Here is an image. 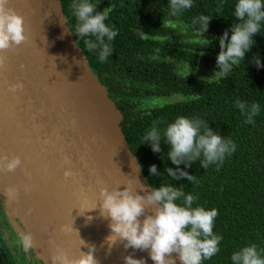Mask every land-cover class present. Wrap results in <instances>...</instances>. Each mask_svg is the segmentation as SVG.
Masks as SVG:
<instances>
[{"label": "trees", "instance_id": "trees-1", "mask_svg": "<svg viewBox=\"0 0 264 264\" xmlns=\"http://www.w3.org/2000/svg\"><path fill=\"white\" fill-rule=\"evenodd\" d=\"M59 1L89 67L107 82L111 98L117 99L122 129L133 152L141 157L142 172L151 186L172 184L196 197L193 208L217 210L213 233L222 237L220 250L202 264H232V254L249 245H255L264 257V21L244 60L226 75H215L221 50L218 37L232 23H239L234 15L238 0H192L191 8L175 16L169 0H88L97 11H108L105 24L118 33L110 42L112 54L104 62L98 51L89 52L84 44L85 39L94 41L95 37H80L76 32L73 4L82 0ZM200 17L210 20L205 32ZM183 68L194 72L187 74ZM197 70L213 76L202 77ZM150 99L157 102L145 109ZM237 100L249 109L259 104L253 123H245L247 117L235 106ZM178 117L203 121L231 140L235 151L222 164L207 169L199 160L188 167L183 162L173 164L167 158L169 144L161 141V151L154 152L151 141L144 143V138L154 125L163 136ZM152 165L159 175L150 173ZM166 168L187 171L195 179L173 181ZM176 203L182 204V199ZM6 253V263L15 264Z\"/></svg>", "mask_w": 264, "mask_h": 264}, {"label": "water", "instance_id": "water-1", "mask_svg": "<svg viewBox=\"0 0 264 264\" xmlns=\"http://www.w3.org/2000/svg\"><path fill=\"white\" fill-rule=\"evenodd\" d=\"M7 7L24 18L27 40L0 52L5 57L0 67V157L21 161L14 171L0 170V183L17 190V199L40 222L54 251L60 248L76 258L88 251L83 239L96 246L98 264H124L128 255L155 264L149 250L125 249L121 242L106 254L111 230L110 220L100 215L101 189L123 190L131 182L144 195L139 183L148 191L151 184L142 170L136 172L142 159L122 129V113L107 82L83 59L61 2L9 0ZM17 83L22 89L10 91ZM67 170L73 175L66 179ZM11 208L18 230L29 233L27 221ZM39 250L52 264L54 251ZM171 258L181 264L177 253Z\"/></svg>", "mask_w": 264, "mask_h": 264}, {"label": "clouds", "instance_id": "clouds-1", "mask_svg": "<svg viewBox=\"0 0 264 264\" xmlns=\"http://www.w3.org/2000/svg\"><path fill=\"white\" fill-rule=\"evenodd\" d=\"M8 3L9 0H0V52L18 47L27 40L24 18L7 7ZM169 7L171 15L175 16L182 10L191 8L192 0H169ZM73 12L78 22L77 34L80 37H95L94 41L85 39L84 44L89 52L98 51L99 60L104 62L112 54L110 42L118 35L105 24L108 11H97L96 5L82 0L73 4ZM234 15L239 23H232L231 29L218 37L221 50L216 58L219 71L215 75L230 72L234 65L244 60L246 52L255 44L253 36L260 33L261 22L264 21V0H238ZM200 21L204 32L207 31L210 20L200 17ZM4 63L5 57L0 56V67ZM255 63L259 66V59L255 58ZM22 87L21 83H17L11 85L9 90L15 92ZM235 106L246 115L247 124L253 123V117L260 111L259 104L255 103L249 109L244 102L237 100ZM144 139V143L151 141L154 152L161 151V141L169 144L167 158L173 164L180 165L183 162L188 167L199 160L204 169L211 164H222L226 155L236 149L231 140L224 139L203 121L186 117H178L169 124L163 136L154 125ZM20 163L18 156L11 159L7 156L0 157V170L14 171ZM141 170L140 166H136L137 173ZM149 171L153 175L160 174L155 165ZM165 171L173 181L186 178L192 182L195 179V176L179 168H166ZM72 175L70 170L64 172L66 179ZM139 185L144 195L138 194L131 182L123 190L118 187L111 191L102 188L100 191V215L110 220L111 230V234L105 238L108 245L106 254L111 253L117 242L123 243L125 249L149 250L150 258L155 264H176L175 259L171 258L172 253L178 254L181 264H202L203 260L219 252L222 237L213 233L214 220L218 215L216 209L193 208L196 197L192 194L185 195L184 191L172 184H162L155 188L151 186L150 191L142 184ZM3 194L8 197V203L17 198L15 188L5 189ZM181 199L182 204H177L176 201ZM148 209H152L150 214ZM142 216L144 219L141 221ZM88 220L91 221L92 217L89 216ZM62 231L69 232L71 229L62 227ZM19 242L25 251L34 246L31 233L21 234ZM80 243L88 248L87 252H80L78 257L70 258L64 250L57 248L51 255L52 264H98L94 255L96 246L86 244L83 239H80ZM231 261L232 264H264V257L255 245H249L233 253ZM124 264L145 262L128 255L124 257Z\"/></svg>", "mask_w": 264, "mask_h": 264}, {"label": "flooded vegetation", "instance_id": "flooded-vegetation-1", "mask_svg": "<svg viewBox=\"0 0 264 264\" xmlns=\"http://www.w3.org/2000/svg\"><path fill=\"white\" fill-rule=\"evenodd\" d=\"M114 98V97H113ZM154 103L157 102L156 99H154ZM114 101L117 105V99L114 98ZM161 102H163V100H160ZM159 101V102H160ZM154 105V104H153ZM145 109L150 108L147 107V105L144 106ZM15 230L18 232L17 234H24L25 232L22 231L20 232L17 228V223H15ZM2 226V225H1ZM5 225L0 227V264H7V253L6 251H8L10 253L11 256V263H15V264H40V258L39 255L36 251H34L33 249H29L27 251L23 250V248L21 247L19 242L16 241H12V242H8V239L6 237V233H5ZM7 231V229H6ZM2 249H4V252H2Z\"/></svg>", "mask_w": 264, "mask_h": 264}, {"label": "rangeland", "instance_id": "rangeland-1", "mask_svg": "<svg viewBox=\"0 0 264 264\" xmlns=\"http://www.w3.org/2000/svg\"><path fill=\"white\" fill-rule=\"evenodd\" d=\"M182 71L187 74H190L189 72H194V71H191L189 68H183ZM196 72H198V75L202 77L204 76L206 78H210L213 76L211 73L203 71V70H197ZM154 101H155L154 99L148 100L147 107L149 106L151 107L154 104ZM2 195L3 193L0 190V227L5 225V228L7 229V231L5 229V233H6L8 242H12V241L19 242L21 234H17L18 232L15 230L16 229L15 224H14L15 215H14L13 209L8 203L7 198L4 195L3 196ZM31 249H33L34 251L38 253L39 258H40V264H46V260H45V257H43V253L39 252L35 244Z\"/></svg>", "mask_w": 264, "mask_h": 264}, {"label": "bare ground", "instance_id": "bare-ground-1", "mask_svg": "<svg viewBox=\"0 0 264 264\" xmlns=\"http://www.w3.org/2000/svg\"><path fill=\"white\" fill-rule=\"evenodd\" d=\"M0 185L2 186V184L0 183ZM4 188V186H2ZM2 188V189H3ZM5 189V188H4ZM3 189V191H4ZM1 190V188H0ZM3 191L1 190V192L3 193ZM4 195V194H3ZM2 195V196H3ZM7 200L8 197L6 195H4ZM10 206L14 207L17 214L19 216H21V218L24 219V221L26 220L28 223V230L29 233L32 234L33 237V242L35 244V246L38 248V250L41 249H45L48 253H51L54 251V247L53 244H51L47 238L45 237V235L43 234L42 228H41V224L40 222H37L30 214V212L27 210V208L23 205L22 201L20 202L17 198L13 201H11ZM40 252V250H39Z\"/></svg>", "mask_w": 264, "mask_h": 264}]
</instances>
